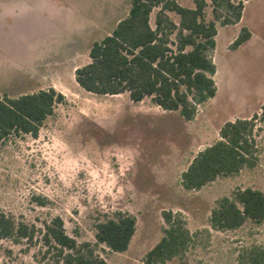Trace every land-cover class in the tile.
Masks as SVG:
<instances>
[{"label": "rangeland", "instance_id": "obj_1", "mask_svg": "<svg viewBox=\"0 0 264 264\" xmlns=\"http://www.w3.org/2000/svg\"><path fill=\"white\" fill-rule=\"evenodd\" d=\"M177 1L194 6L193 0ZM66 2L65 10L48 14V30L26 40L16 54L0 52V97L51 86L65 95L37 137L11 135L0 145V207L38 227L59 215L67 233L80 242H95L99 221L118 212L133 214L136 231L126 251L98 247L108 264H146L147 252L164 235L163 214L171 210L186 220L195 239L185 255L156 264H238L240 249L264 244V221L216 230L209 218L217 201L239 188L264 191V121L257 122L254 166L194 190L183 187L182 173L219 138L226 121L262 111L264 0L246 1L238 23H218L212 53L218 91L193 120L162 109L150 97L134 102L128 92L101 95L83 89L74 68L88 62L93 43L128 15L132 0ZM207 16H213L211 5ZM242 27L252 37L234 49ZM45 248L41 242L2 239L0 264H45Z\"/></svg>", "mask_w": 264, "mask_h": 264}, {"label": "trees", "instance_id": "obj_2", "mask_svg": "<svg viewBox=\"0 0 264 264\" xmlns=\"http://www.w3.org/2000/svg\"><path fill=\"white\" fill-rule=\"evenodd\" d=\"M246 1L193 0L191 7L177 0H132L128 15L119 20L110 34L93 43L89 62L75 69V80L95 94L128 92L134 102L150 97L162 109L179 111L186 120H193L200 107L218 91L214 78L217 65L212 57L218 23H238ZM209 5L211 18L207 16ZM251 36L249 28L242 27L232 48L240 47ZM64 99L65 95L53 86L17 97L2 96L0 145L11 135L29 133L37 137L44 121ZM261 109L251 117L223 124L219 138L201 149L183 171L185 189H200L219 176L237 174L245 166L256 164L257 122L264 121V104ZM163 217L167 223L164 235L147 252L146 264L181 257L194 242L195 235L181 215L169 210ZM248 220L264 221V191L259 188H239L233 196L221 197L209 218L216 230L236 229ZM136 224V216L118 212L114 218L96 224L95 242H80L67 233L59 215L38 227L0 207V240L41 242L46 247L42 257L45 264H108L98 247L103 244L112 251H126ZM237 262L264 264V244L253 243L240 249Z\"/></svg>", "mask_w": 264, "mask_h": 264}, {"label": "crops", "instance_id": "obj_3", "mask_svg": "<svg viewBox=\"0 0 264 264\" xmlns=\"http://www.w3.org/2000/svg\"><path fill=\"white\" fill-rule=\"evenodd\" d=\"M66 5V0H0V52L16 54L26 40L50 28L49 13L65 10Z\"/></svg>", "mask_w": 264, "mask_h": 264}]
</instances>
